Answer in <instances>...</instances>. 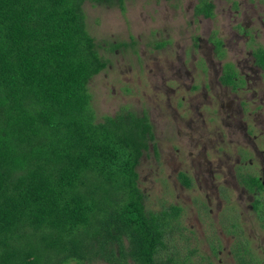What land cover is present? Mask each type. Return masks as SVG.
I'll list each match as a JSON object with an SVG mask.
<instances>
[{
	"label": "trees",
	"instance_id": "1",
	"mask_svg": "<svg viewBox=\"0 0 264 264\" xmlns=\"http://www.w3.org/2000/svg\"><path fill=\"white\" fill-rule=\"evenodd\" d=\"M126 1L0 0V264H188L193 256L173 249L182 208L150 211L139 187L142 158L157 152L149 117L124 111L97 122L92 107L88 86L108 62L84 6L125 11ZM214 10L199 0L195 16L213 19ZM254 57L264 70V49ZM229 66L221 82L236 88ZM243 244L238 264H263Z\"/></svg>",
	"mask_w": 264,
	"mask_h": 264
},
{
	"label": "rangeland",
	"instance_id": "2",
	"mask_svg": "<svg viewBox=\"0 0 264 264\" xmlns=\"http://www.w3.org/2000/svg\"><path fill=\"white\" fill-rule=\"evenodd\" d=\"M211 2L213 19L195 16L199 0H129L125 11L87 3L88 30L108 62L88 88L97 122L132 111L153 124L157 152L142 158L139 187L150 211L182 208L172 238L181 258L238 264L247 241L264 264V202L249 192L257 187L250 177L235 176L255 143L263 158L243 161L244 171L264 181V71L254 57L264 49V0ZM227 64L238 90L221 82Z\"/></svg>",
	"mask_w": 264,
	"mask_h": 264
},
{
	"label": "flooded vegetation",
	"instance_id": "3",
	"mask_svg": "<svg viewBox=\"0 0 264 264\" xmlns=\"http://www.w3.org/2000/svg\"><path fill=\"white\" fill-rule=\"evenodd\" d=\"M255 63H256V60H255ZM227 65H229V64H227ZM230 65H232V64H230ZM256 65H257V63H256ZM233 66V68H234V65H232ZM258 66V65H257ZM259 67V66H258ZM260 68V67H259ZM235 69V68H234ZM235 71H236V73H237V70L235 69ZM264 71V70H263ZM237 76L239 77V75L237 74ZM227 87H231L232 89H234V90H238V88H239V86H237L236 88H234V87H232V86H227ZM247 132V131H246ZM248 133V132H247ZM246 136L250 139V134L248 133V134H246ZM253 153H251V154H249V153H243V154H241V156H240V158H241V160H239V162H240V164H237V166L236 167H238V169H235V176H236V179L241 175V177L242 176H246L247 178H249L250 176H253L254 178L255 177H257L258 179H259V181L261 182V187L260 188H256V190H253V191H251V190H249V192L251 191V192H255L254 194L257 196L256 198H259L258 196H260V198H262L261 199V201H263L264 202V198H263V195H264V181H263V178L260 176V175H255L254 176V174H249V172H245L244 171V169H246V167L244 166V162L243 161H246L248 158H250V157H252L254 154H256V156H259L260 155V157L261 158H263V152L262 151H260V147L259 146H257L255 143H254V146H253ZM259 154V155H258ZM238 172H240V173H238ZM263 173H264V171H263ZM182 174H184L185 176H187L188 177V175L187 174H185V173H182ZM180 177V176H179ZM190 178V177H189ZM247 178H245V179H243V181H245ZM192 180V179H191ZM184 186V185H183ZM193 187V180H192V185H191V187L190 188H192ZM187 188V187H186ZM259 200V199H258ZM257 201V200H256ZM260 201V200H259ZM256 203V202H255ZM254 206V205H253ZM254 208H255V206H254ZM234 222L236 221L237 222V220H233ZM232 222V221H231ZM231 226L234 228V229H239L240 230V226H239V228H237V227H235V225L234 224H231Z\"/></svg>",
	"mask_w": 264,
	"mask_h": 264
}]
</instances>
